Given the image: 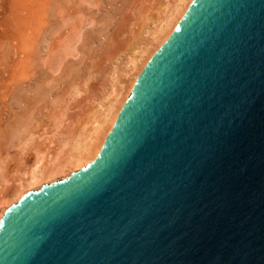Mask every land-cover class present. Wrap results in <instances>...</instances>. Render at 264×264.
Returning a JSON list of instances; mask_svg holds the SVG:
<instances>
[{"label": "water", "instance_id": "water-1", "mask_svg": "<svg viewBox=\"0 0 264 264\" xmlns=\"http://www.w3.org/2000/svg\"><path fill=\"white\" fill-rule=\"evenodd\" d=\"M0 264H264V0H193L94 161L6 210Z\"/></svg>", "mask_w": 264, "mask_h": 264}, {"label": "rangeland", "instance_id": "rangeland-1", "mask_svg": "<svg viewBox=\"0 0 264 264\" xmlns=\"http://www.w3.org/2000/svg\"><path fill=\"white\" fill-rule=\"evenodd\" d=\"M177 1L0 0L1 212L34 170V190L76 170L77 142L124 100L131 62L161 47L154 31Z\"/></svg>", "mask_w": 264, "mask_h": 264}, {"label": "bare ground", "instance_id": "bare-ground-1", "mask_svg": "<svg viewBox=\"0 0 264 264\" xmlns=\"http://www.w3.org/2000/svg\"><path fill=\"white\" fill-rule=\"evenodd\" d=\"M192 2H193V0H178L177 1V3L175 4L174 8L171 11H169V13L166 14V16L164 17V19L162 20L161 26L159 28H157V30L154 31V35L153 36H154L155 44H156V42L158 44H161L162 43L161 44V46H162L163 43L169 39V37L173 33L175 27L177 26V24L179 23V21L182 19V17L186 13V11L188 10V8H189V6L191 5ZM155 46H157V45H155ZM145 54H146L145 51H142L140 53V57H139V55L136 56V57H139V58H134L135 60H133V62H131V64L133 63L132 68H130L131 71H134V72L136 71V72H138V74H135V76H134L135 78L133 79V81L131 82V84H129L130 86L128 87L126 93L124 94V100L120 101V98H118L121 95L120 93H119L120 95H116L115 100L114 99L112 100L113 102L107 108L106 112H104L105 114H103V116H102V118H103V119H101L102 121H100L99 124L97 123L98 126L96 125V128L94 129V131H95V134L94 135L95 136L93 135V138L91 137L90 141L87 142V143L84 142V144H83V143H80L81 141L79 143L77 142L76 147L73 149L75 155L70 158L71 160L72 159H75L74 160L75 161L74 162L75 166L73 164V166H74L73 168H76V170L71 171L65 177H69L73 172H76V171H78V170L86 167L87 165H89L92 161H94V159L100 153V151H101V149H102V147L104 145V142L106 140L107 135L110 133V131L112 130V128L115 125V122H116V120L118 118V115H119L120 110L122 109L123 105L125 104L126 100L128 99V97L130 96V94L132 92V89H133V87H134V85L136 83L137 78L139 77V75L143 71L144 67L146 66V64L150 60V57L148 56V54H150V53L148 51L147 57H149V58L148 59L146 58L143 61V59L145 57L144 56ZM151 57H152V55H151ZM131 71L129 70L128 74H130ZM128 76H130V75H128ZM118 104H120V107H118L119 106ZM52 166H54V165H52ZM38 168L39 167H37V169ZM58 168H59V166H55L54 167V170H52V171L55 172L56 169H58ZM38 171L37 170H34V172H32V176L30 178L31 185L33 183H36V185H37V183H40L39 182L40 181L39 179H41V178H39L38 175L40 176L41 173L40 174L37 173ZM58 172H60V171H57L55 174H57ZM53 175L51 174V176H53ZM41 181H42V179H41ZM55 181H57V180H55ZM30 182H29V184H30ZM53 182L54 181L52 180L51 183H53ZM29 184L27 185L28 186V189H27L26 186L24 187V188H26L25 191L21 190V188H20L19 193L15 195V196H17L16 203L26 193H28L29 191L34 190L33 188H29V187H32V186H29ZM43 185L44 184H42L41 187ZM33 186H34V184H33ZM38 187H40V186L38 185ZM9 202H6V201L4 202V204H5L4 206L5 207L3 206L2 212L0 211V221L3 218L6 210L11 205L15 204V203H12V202L9 203Z\"/></svg>", "mask_w": 264, "mask_h": 264}]
</instances>
